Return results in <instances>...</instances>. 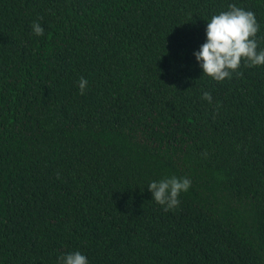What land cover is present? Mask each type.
<instances>
[{
	"label": "trees",
	"instance_id": "16d2710c",
	"mask_svg": "<svg viewBox=\"0 0 264 264\" xmlns=\"http://www.w3.org/2000/svg\"><path fill=\"white\" fill-rule=\"evenodd\" d=\"M233 3L264 48V0H0V264H264V65L192 55Z\"/></svg>",
	"mask_w": 264,
	"mask_h": 264
},
{
	"label": "clouds",
	"instance_id": "9594fccd",
	"mask_svg": "<svg viewBox=\"0 0 264 264\" xmlns=\"http://www.w3.org/2000/svg\"><path fill=\"white\" fill-rule=\"evenodd\" d=\"M33 34H43V27L34 22ZM260 28L254 12L229 4L227 10L213 14L206 20L204 40L198 49L192 52L201 72L215 81L230 78L232 72L240 67L243 59L247 66L264 65V48L258 50ZM239 75V72L236 73ZM87 80L80 77L78 89L83 94ZM203 99L211 101L208 91L202 93ZM191 185L189 177L166 176L152 180L147 184L151 199L170 210L178 206V196L186 192ZM56 264H88L87 257L79 250L64 252L56 257Z\"/></svg>",
	"mask_w": 264,
	"mask_h": 264
}]
</instances>
